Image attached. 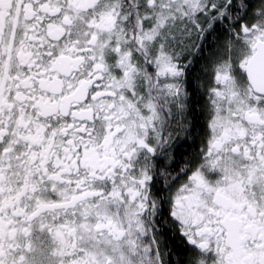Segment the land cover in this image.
Returning a JSON list of instances; mask_svg holds the SVG:
<instances>
[{
	"label": "snow or ice",
	"instance_id": "obj_1",
	"mask_svg": "<svg viewBox=\"0 0 264 264\" xmlns=\"http://www.w3.org/2000/svg\"><path fill=\"white\" fill-rule=\"evenodd\" d=\"M0 264H264V0H0Z\"/></svg>",
	"mask_w": 264,
	"mask_h": 264
}]
</instances>
